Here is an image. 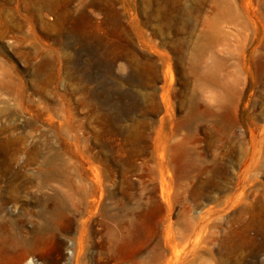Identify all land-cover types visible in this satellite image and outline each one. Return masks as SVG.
I'll return each mask as SVG.
<instances>
[{"label":"rangeland","instance_id":"obj_1","mask_svg":"<svg viewBox=\"0 0 264 264\" xmlns=\"http://www.w3.org/2000/svg\"><path fill=\"white\" fill-rule=\"evenodd\" d=\"M264 264V0H0V264Z\"/></svg>","mask_w":264,"mask_h":264},{"label":"bare ground","instance_id":"obj_2","mask_svg":"<svg viewBox=\"0 0 264 264\" xmlns=\"http://www.w3.org/2000/svg\"><path fill=\"white\" fill-rule=\"evenodd\" d=\"M13 264H37L33 262V257L30 254H26L23 257H21L18 261H16Z\"/></svg>","mask_w":264,"mask_h":264}]
</instances>
